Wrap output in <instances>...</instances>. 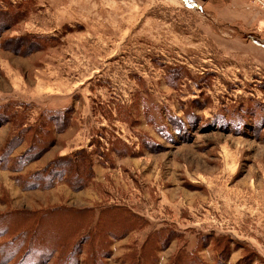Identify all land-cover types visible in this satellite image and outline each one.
Instances as JSON below:
<instances>
[{
  "label": "rangeland",
  "instance_id": "rangeland-1",
  "mask_svg": "<svg viewBox=\"0 0 264 264\" xmlns=\"http://www.w3.org/2000/svg\"><path fill=\"white\" fill-rule=\"evenodd\" d=\"M0 264H264V13L0 0Z\"/></svg>",
  "mask_w": 264,
  "mask_h": 264
},
{
  "label": "trees",
  "instance_id": "trees-1",
  "mask_svg": "<svg viewBox=\"0 0 264 264\" xmlns=\"http://www.w3.org/2000/svg\"><path fill=\"white\" fill-rule=\"evenodd\" d=\"M87 163H88V159L85 157V155L80 154V152L73 154L51 165L49 167L51 171L46 176V179L49 177L51 181V180H55L53 178H56L59 181L61 178H65V180L68 182L66 183L70 187L78 186L79 184L76 183L81 182V180L83 181L84 179V176H82L81 174L87 168ZM71 179L73 180V183L70 181ZM48 186H50V184Z\"/></svg>",
  "mask_w": 264,
  "mask_h": 264
},
{
  "label": "built area",
  "instance_id": "built-area-1",
  "mask_svg": "<svg viewBox=\"0 0 264 264\" xmlns=\"http://www.w3.org/2000/svg\"><path fill=\"white\" fill-rule=\"evenodd\" d=\"M249 4L259 12L264 13V0H248Z\"/></svg>",
  "mask_w": 264,
  "mask_h": 264
}]
</instances>
